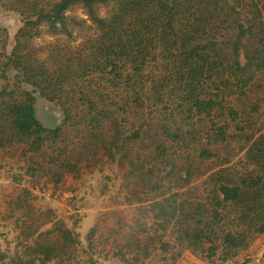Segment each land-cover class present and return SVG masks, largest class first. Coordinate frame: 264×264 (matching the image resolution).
Segmentation results:
<instances>
[{
  "label": "rangeland",
  "instance_id": "1",
  "mask_svg": "<svg viewBox=\"0 0 264 264\" xmlns=\"http://www.w3.org/2000/svg\"><path fill=\"white\" fill-rule=\"evenodd\" d=\"M228 1L244 17L256 5L264 21V0ZM21 4L0 0V27L7 33L4 51L0 35V89L13 87L17 78L12 67L3 68V52L10 53L22 26L16 10ZM71 14L83 17L84 11L75 7ZM233 37L227 35L226 43ZM51 41L44 35L34 43L42 48ZM121 73L115 84L95 74L86 79L84 85L106 92L104 101H97L107 113L98 115L99 128L89 124L84 106L73 109L64 123L59 102L22 84L34 92L36 118L46 127L64 126L60 140L41 152L24 144L0 145V264L38 263L36 243L60 238L62 227L70 229L74 242L47 264L263 262L264 234L249 232L245 248L224 245V235L242 227L233 204H224L225 218L214 227V256L207 255L210 242L192 243L183 231L203 230L190 216L200 206L207 218L214 197L221 198L216 176L236 180L256 169L248 148L264 132V69L243 88L234 79L205 78L201 98H215L220 105L208 115L190 108L172 65L159 57L138 73L130 67ZM76 97L68 101L77 104ZM217 127L225 128L224 140ZM203 150L210 155L204 157ZM55 159L73 166L57 168Z\"/></svg>",
  "mask_w": 264,
  "mask_h": 264
},
{
  "label": "trees",
  "instance_id": "2",
  "mask_svg": "<svg viewBox=\"0 0 264 264\" xmlns=\"http://www.w3.org/2000/svg\"><path fill=\"white\" fill-rule=\"evenodd\" d=\"M20 2L16 10L22 16V26L15 33L10 53L3 52V68L12 67L17 72L13 87L5 85L0 89L3 146L24 144L37 153L60 140L63 133L64 124L46 127L36 118L34 92L23 88V83L32 85L45 98L59 102L64 123L72 119L73 109L84 106L89 124L99 128L102 125L98 115L105 117L107 113L100 112L97 101H104L106 92L84 85L94 74L115 84L123 69L130 67L138 73L159 57L167 66L172 65L190 108L208 115L220 105L215 98H201L205 78L214 76L221 82L234 79L243 88L250 85L256 72L264 69V21L256 5L250 8V17H244L228 0ZM75 7L83 9V17L71 14ZM102 7L107 8L103 13ZM5 32L0 27V35H4L3 51L7 43ZM44 35L53 37V41L37 47L34 40ZM227 35H234L230 44L226 43ZM75 95L77 104L68 101ZM215 133L221 140L226 138L224 127H217ZM164 135L173 136L169 132ZM201 153L204 157L210 155L207 150ZM248 154L256 169L236 180L222 174L216 176V191L221 198L214 197L211 207L205 210L207 218L200 206L190 216L203 230L183 231V236L192 243L210 242L209 257L218 248L214 244V227L225 218L224 204H233L238 209V223L242 226L235 233L224 235V245L234 250L245 248L249 232L264 234V132L252 140ZM51 163L64 170L73 166L57 159ZM59 232L61 237L53 242L36 243L38 263L30 259L25 264H47L60 253H68L67 245L74 242L71 231L62 227Z\"/></svg>",
  "mask_w": 264,
  "mask_h": 264
},
{
  "label": "crops",
  "instance_id": "3",
  "mask_svg": "<svg viewBox=\"0 0 264 264\" xmlns=\"http://www.w3.org/2000/svg\"><path fill=\"white\" fill-rule=\"evenodd\" d=\"M247 264H255V263H247ZM257 264V263H256ZM259 264H264V258H263V262H260Z\"/></svg>",
  "mask_w": 264,
  "mask_h": 264
},
{
  "label": "water",
  "instance_id": "4",
  "mask_svg": "<svg viewBox=\"0 0 264 264\" xmlns=\"http://www.w3.org/2000/svg\"><path fill=\"white\" fill-rule=\"evenodd\" d=\"M261 250H262V253H263V251H264V245L262 246Z\"/></svg>",
  "mask_w": 264,
  "mask_h": 264
}]
</instances>
